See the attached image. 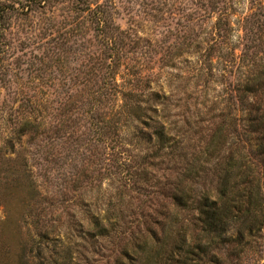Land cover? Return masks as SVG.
Returning a JSON list of instances; mask_svg holds the SVG:
<instances>
[{
	"label": "trees",
	"instance_id": "16d2710c",
	"mask_svg": "<svg viewBox=\"0 0 264 264\" xmlns=\"http://www.w3.org/2000/svg\"><path fill=\"white\" fill-rule=\"evenodd\" d=\"M230 1L199 0L193 27L176 36L175 49L195 59L200 78L210 76L217 83L226 79L230 89L219 94V101L208 111L211 115L204 142L185 162L182 178L177 180V185L183 186L173 188L170 196L171 207L189 216V225H179L178 219L169 227L155 222L159 226L155 231L147 227L151 216L137 224H146L152 241L145 264H223L220 257L226 254L233 264L244 252L247 238L264 233V61L255 51L261 43L264 9L256 5L255 11L239 19L246 44L237 54L230 42ZM48 4V0H0V89L4 91V99L0 96V172L2 164L5 169L15 166L14 172L25 173L30 180L31 162L40 166L49 163L55 140L64 135L69 139L79 127L87 134V146L96 143L92 151L101 147L111 161L109 167L122 168L128 185L136 183L142 172L128 167L138 163L130 144L124 142L125 129L144 125L149 131L147 142L155 147L157 157L170 156L172 163L186 161L188 150L171 146L173 133L164 111L166 103L149 85L142 88L143 82L149 84L150 74L136 69L127 57L132 33L118 23L121 12L114 0H58L57 4L67 5V18L73 19L74 28L62 29L65 37L60 43L38 40L35 51L16 60L15 69L11 66L7 36L12 20L29 21ZM80 28L85 32L80 34ZM73 31L82 40L78 47L84 44L87 52L78 67L82 75L69 72L70 62L78 57L68 60L65 56L75 43L69 40ZM51 43L54 45L48 46ZM220 101H224L222 108ZM240 123L242 131H238ZM25 139L33 146L36 159L21 157L26 151ZM207 163L213 169H207ZM104 172L107 178L114 177L105 167ZM4 180L0 177V185ZM207 181L211 185H206ZM5 223L7 220H0L1 231ZM31 224L36 236L45 233L38 220ZM92 224L99 235L113 229V224L102 218ZM166 231L170 242L165 239ZM28 234L32 240L29 229ZM26 254L24 246L17 264H30L28 258L23 259Z\"/></svg>",
	"mask_w": 264,
	"mask_h": 264
},
{
	"label": "rangeland",
	"instance_id": "374dc122",
	"mask_svg": "<svg viewBox=\"0 0 264 264\" xmlns=\"http://www.w3.org/2000/svg\"><path fill=\"white\" fill-rule=\"evenodd\" d=\"M48 1L44 12L36 13L29 21L12 20L13 28L7 39L11 43L8 62L14 69L16 60H24V54L35 51L38 40L54 39L60 43L65 37L62 29L74 28L73 19L67 18V5L57 4L58 0ZM114 2L121 12L118 23L122 29L132 33L127 57L136 69H144L150 74L147 79L149 84L143 82L142 88L146 89V85H149L152 91H157L160 101L166 103L164 111L173 133L171 146L185 147L188 150L187 160L172 163L170 156L157 157V153L153 152L155 147L147 142L148 128L137 125L135 129L123 130L124 142L130 144L133 155L137 156L134 162L138 163L128 167L130 170L136 167V171L144 172L131 185L125 183L122 168L109 167L111 161H108L101 147L98 149L96 146L97 150L92 151L96 144L94 141L88 145H92L90 150L87 149L88 137L81 127L69 139L68 135H64L55 140L51 145L49 163H41L40 166L31 162L30 180L24 176L25 173L14 172L13 168L17 167L6 166L5 169L2 164L4 170L0 172V177L5 182L0 185V220H7V223L4 230H0V262L4 264H17L24 246L27 256L23 259L27 261L28 258L30 264H145L146 251L152 241L146 224L137 226L139 222L148 221L151 216L152 222L149 220L147 227L155 231H159L155 222L167 223L169 227L178 219L179 225H189V216L171 207L170 196L174 189L179 190L183 186L177 185V180L182 178L185 162L197 154L204 142L207 119L211 115L208 111L215 107V101H219V94L229 91V83L226 79L217 83L210 76L203 80L197 74L195 59L182 56L175 49L178 42L176 36H182L195 23L199 0ZM252 5H261L264 9V0H231L229 3V13H232L230 42L236 47L237 54L246 44V40H242L244 34L238 21L255 11L256 7L250 10ZM49 9L57 19H52ZM79 30L80 34L85 32L83 28ZM79 37L73 31L69 40L75 43L72 46L69 42L72 47L65 53L68 60L78 57L70 62L71 75H82L78 67L87 53L84 44L78 47L82 41ZM260 41L255 51L264 61V24ZM51 45L54 43L48 46ZM76 47L80 52L75 51ZM57 72L54 69V74L58 75ZM0 96L4 99L2 89ZM223 103L220 101L219 108L223 107ZM242 128L240 123L238 131H242ZM25 141L26 151L21 157L36 159L33 146ZM165 152H170V149ZM199 166L197 164L196 167ZM204 166L213 169L211 164ZM104 167L115 178H107ZM206 185H211L210 181ZM136 187L139 188L137 192ZM99 218L113 224V229L106 235L97 234L93 228L94 219ZM37 220L46 228L42 236H36L31 230V222ZM28 229L33 234L32 240ZM255 234V237L247 238L244 252L233 264H264V233ZM164 235L170 242L171 235L167 231ZM220 258L223 264L231 262L227 254Z\"/></svg>",
	"mask_w": 264,
	"mask_h": 264
}]
</instances>
